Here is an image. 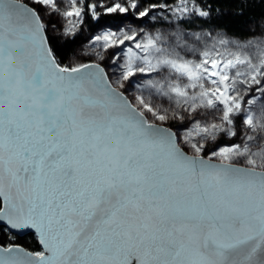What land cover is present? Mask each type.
I'll return each instance as SVG.
<instances>
[{"label":"snow or ice","instance_id":"6c2138e0","mask_svg":"<svg viewBox=\"0 0 264 264\" xmlns=\"http://www.w3.org/2000/svg\"><path fill=\"white\" fill-rule=\"evenodd\" d=\"M215 11L0 0V264H264V26Z\"/></svg>","mask_w":264,"mask_h":264},{"label":"trees","instance_id":"16d2710c","mask_svg":"<svg viewBox=\"0 0 264 264\" xmlns=\"http://www.w3.org/2000/svg\"><path fill=\"white\" fill-rule=\"evenodd\" d=\"M210 2L212 7L218 11L213 12L207 24L197 21L193 28L204 27L209 30L215 28L234 38L245 39L250 36V30L257 32L260 26H264V0H210ZM97 23L96 21L88 22L86 28L88 34L92 33ZM79 47V44L74 45V49ZM11 238L24 247L30 249L37 247L32 234L13 235Z\"/></svg>","mask_w":264,"mask_h":264},{"label":"water","instance_id":"95a60500","mask_svg":"<svg viewBox=\"0 0 264 264\" xmlns=\"http://www.w3.org/2000/svg\"><path fill=\"white\" fill-rule=\"evenodd\" d=\"M27 234H30V233H28V232H24L23 234H16V235H18V236H25V235H27Z\"/></svg>","mask_w":264,"mask_h":264},{"label":"rangeland","instance_id":"374dc122","mask_svg":"<svg viewBox=\"0 0 264 264\" xmlns=\"http://www.w3.org/2000/svg\"><path fill=\"white\" fill-rule=\"evenodd\" d=\"M191 30H199V28H192ZM217 31H219V30H217ZM257 32H259V31H257ZM106 59H107V56H106Z\"/></svg>","mask_w":264,"mask_h":264}]
</instances>
